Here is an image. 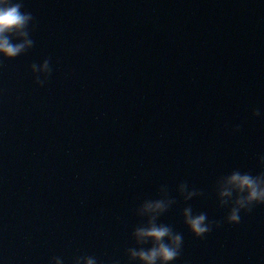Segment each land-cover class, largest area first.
I'll return each mask as SVG.
<instances>
[{
  "label": "water",
  "instance_id": "water-1",
  "mask_svg": "<svg viewBox=\"0 0 264 264\" xmlns=\"http://www.w3.org/2000/svg\"><path fill=\"white\" fill-rule=\"evenodd\" d=\"M22 2L33 45L0 53V264H146L127 249L151 246L132 233L156 200L183 238L170 264H264V204L226 220L227 177L264 171V0ZM185 207L219 226L195 236Z\"/></svg>",
  "mask_w": 264,
  "mask_h": 264
},
{
  "label": "clouds",
  "instance_id": "clouds-1",
  "mask_svg": "<svg viewBox=\"0 0 264 264\" xmlns=\"http://www.w3.org/2000/svg\"><path fill=\"white\" fill-rule=\"evenodd\" d=\"M22 8V0H15V2L0 0V53H3L4 58H15L27 50L26 45L29 48L33 45V40L29 38V24L34 18L30 12L22 11ZM16 37L26 39L23 43H13L12 40ZM44 66L50 72L47 59L44 61ZM31 68L34 69L35 64H32ZM36 82L43 83L38 78ZM253 115H260L259 110L254 109ZM261 159L264 161V157ZM226 182L235 189L236 193L233 206L226 216L228 223H239L241 210L250 212L255 205L264 204V171L257 175L233 171L227 177ZM221 195L230 196L232 193L226 190ZM144 206L152 214L147 217L146 223L133 230L132 235L137 245H145L150 242L151 246L146 249L140 247L139 250L136 248L127 249L131 253L129 258L132 260L138 257L146 264H157V261L160 264H170L180 255L182 235L174 232L169 225L157 223V218L168 208L162 201L156 200L154 203L146 201ZM183 216L184 223L197 237H203L210 232L213 224L217 226L220 224L219 221H208L205 213L193 215L191 207L183 209ZM89 264L92 262L89 261Z\"/></svg>",
  "mask_w": 264,
  "mask_h": 264
}]
</instances>
